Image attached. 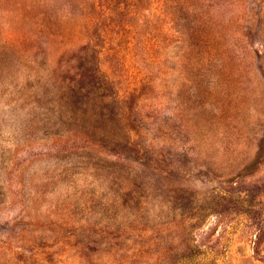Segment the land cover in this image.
Masks as SVG:
<instances>
[{"label": "rangeland", "instance_id": "obj_1", "mask_svg": "<svg viewBox=\"0 0 264 264\" xmlns=\"http://www.w3.org/2000/svg\"><path fill=\"white\" fill-rule=\"evenodd\" d=\"M0 264H264V0H0Z\"/></svg>", "mask_w": 264, "mask_h": 264}]
</instances>
